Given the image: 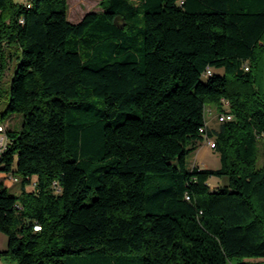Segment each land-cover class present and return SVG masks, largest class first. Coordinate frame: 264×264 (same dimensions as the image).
Returning a JSON list of instances; mask_svg holds the SVG:
<instances>
[{
  "label": "trees",
  "instance_id": "trees-1",
  "mask_svg": "<svg viewBox=\"0 0 264 264\" xmlns=\"http://www.w3.org/2000/svg\"><path fill=\"white\" fill-rule=\"evenodd\" d=\"M99 6L73 23L67 0H0V115L22 118L0 155V259L264 264V0ZM221 99L232 118L209 129ZM206 139L217 169L189 163Z\"/></svg>",
  "mask_w": 264,
  "mask_h": 264
},
{
  "label": "rangeland",
  "instance_id": "rangeland-1",
  "mask_svg": "<svg viewBox=\"0 0 264 264\" xmlns=\"http://www.w3.org/2000/svg\"><path fill=\"white\" fill-rule=\"evenodd\" d=\"M17 2H22L23 0H15ZM101 0H67V19L70 22L77 23L86 13L88 12H99L101 11L100 9V4ZM16 65V61L9 59L6 64V68L3 72L2 75V80H1V87L2 88H8V84L11 80L14 67ZM259 86L261 87L262 90H264V77L261 76L259 80ZM2 113V111H0ZM209 110L206 108V118L208 117ZM9 123L11 126H14L16 130H19L22 126V118L21 115L19 114H4L0 115V124L8 126ZM257 167H260L262 165V144L259 142L258 148H257ZM213 150V149H212ZM199 149H197L192 155L189 156V163L191 164L193 159H196V161H199L200 166H207L208 168L211 169H217L220 166V161H219V154L218 153H211V154H206L203 158V160H199L197 157ZM196 163L195 161H193ZM2 177V174L0 173V178ZM214 181L217 179L213 178ZM9 191L13 194H18L19 193V183L15 184H9ZM0 236L5 237L0 232ZM6 239V237H5ZM6 246L5 249L7 248V239H6Z\"/></svg>",
  "mask_w": 264,
  "mask_h": 264
},
{
  "label": "crops",
  "instance_id": "crops-1",
  "mask_svg": "<svg viewBox=\"0 0 264 264\" xmlns=\"http://www.w3.org/2000/svg\"><path fill=\"white\" fill-rule=\"evenodd\" d=\"M207 109L209 110V114H208V117L206 118V124H207V127L209 128V129H217L218 128V122H217V114H218V112L216 111V109L214 108V107H211V106H207ZM9 127H14V126H11V124L9 123V125H8ZM197 149H199V151H198V159L199 160H203V158H204V156L206 155V154H211V153H216V151H214V150H212V149H210L209 148V146L205 143V142H202L198 147H197ZM196 149V150H197ZM195 150V151H196ZM194 151V152H195ZM193 161H195L196 163H194ZM191 164H195V165H197V166H199V167H201V168H208L207 166H200V164H199V161H196V159H193L192 160V162H191ZM220 182H219V180H216V181H214V179H210L209 180V184H210V186L211 187H215V186H217L218 184H219ZM6 186L8 187L9 185L6 183ZM6 239H5V237H3V236H0V252L1 251H3V250H5V246H6ZM0 264H7V261L5 260V259H0Z\"/></svg>",
  "mask_w": 264,
  "mask_h": 264
},
{
  "label": "built area",
  "instance_id": "built-area-1",
  "mask_svg": "<svg viewBox=\"0 0 264 264\" xmlns=\"http://www.w3.org/2000/svg\"><path fill=\"white\" fill-rule=\"evenodd\" d=\"M247 70V69H246ZM207 74H210V71H207ZM221 106L224 109L223 112L217 114V121L218 122H224V121H228L231 120L232 116L229 114L228 108L230 106L228 100L226 99H221ZM5 125L0 124V155L3 152V150H5V146H6V142H7V138H6V134H5ZM205 143L209 146L210 149H214V141L211 139H206ZM5 182L9 185V184H15L18 182V179L12 175H9L5 178ZM53 188L55 189L56 192H59V186L57 185V183H53ZM40 229L39 226H34L33 230L34 231H38Z\"/></svg>",
  "mask_w": 264,
  "mask_h": 264
}]
</instances>
